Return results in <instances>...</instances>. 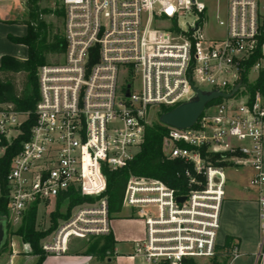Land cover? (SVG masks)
<instances>
[{"label":"built area","instance_id":"2783aa9c","mask_svg":"<svg viewBox=\"0 0 264 264\" xmlns=\"http://www.w3.org/2000/svg\"><path fill=\"white\" fill-rule=\"evenodd\" d=\"M6 1L12 0H0ZM58 1L62 62L38 67L33 111L0 107V159L26 134L0 181V198L6 201L0 216L8 225L20 223L31 206L37 213L55 208L60 194L74 190L94 201L76 205L42 249L59 255L71 237L107 233L105 174L125 167L140 151L145 127L159 122L151 117L189 100L194 88L229 93L241 80L232 97L208 103L192 126L159 122L166 127L163 157L188 165L182 172L185 192L130 175L121 210L145 227L133 257L157 264L210 258L225 172L247 168L251 173L243 190L254 192L263 249L264 99L259 92L250 95L242 76L252 83L264 69V0H223L224 16L215 14L222 33L211 37L204 34L209 9L202 0ZM30 114L33 123L24 131Z\"/></svg>","mask_w":264,"mask_h":264},{"label":"trees","instance_id":"16d2710c","mask_svg":"<svg viewBox=\"0 0 264 264\" xmlns=\"http://www.w3.org/2000/svg\"><path fill=\"white\" fill-rule=\"evenodd\" d=\"M40 0H26L27 18L20 22L26 26V33L22 36L7 34V39L14 43L24 45L27 50V57L19 59L11 55L0 57V107L10 105L15 110L33 111L37 97V68L46 63L47 55L50 53L62 54L64 52V39L62 34H50L48 25L38 16V2ZM63 13V10H62ZM258 55L252 56L246 63L248 68L252 65ZM16 74H22L21 85L16 82ZM251 96L259 92L264 99V69L260 70L258 77L252 83H247L245 74L242 76ZM215 99L209 103L218 101ZM170 108H163L166 112ZM34 116L30 114L24 123V131H28L33 123ZM166 134V127L159 122L145 127L144 140L140 151L128 164L116 171L107 172L106 190L108 212L118 213L121 211V201L126 182L130 175L145 176L161 180L167 186L174 189L175 193L185 192V179L183 170L186 165L180 160H167L161 151L162 139ZM26 138V134L14 141L8 147L0 159V181L3 183L11 157L18 151L19 142ZM67 199L64 212H60L61 203ZM94 198L80 196L74 190H68L60 194L56 200L53 211L49 214V226L42 230L36 228L37 207L31 206L23 215L18 228L12 232L19 236L23 243H27L31 253L38 255L39 264L48 254L41 247V240L56 230L59 220H66L71 215V210L83 202H92ZM5 199L0 198V213H6ZM231 238L226 240V248L231 243ZM181 264H195L192 260H183ZM211 264H222L213 259Z\"/></svg>","mask_w":264,"mask_h":264},{"label":"crops","instance_id":"0c3cea01","mask_svg":"<svg viewBox=\"0 0 264 264\" xmlns=\"http://www.w3.org/2000/svg\"><path fill=\"white\" fill-rule=\"evenodd\" d=\"M2 15L0 13V57L11 55L25 59L26 47L10 42L7 34L22 36L26 33V26L23 31H18L23 25L2 18ZM62 205L66 209V204ZM144 234L143 222L129 217L128 212L123 215L121 210L114 218L109 217L107 233L69 238L65 252L47 254L39 264H157L132 256L134 242ZM227 238L232 240L227 248L231 257L226 264H264V247L259 251L262 231L255 199L243 196L224 198L216 246L226 248ZM37 261L38 255L32 254L29 245L15 234H11L0 249V264H36Z\"/></svg>","mask_w":264,"mask_h":264},{"label":"rangeland","instance_id":"374dc122","mask_svg":"<svg viewBox=\"0 0 264 264\" xmlns=\"http://www.w3.org/2000/svg\"><path fill=\"white\" fill-rule=\"evenodd\" d=\"M205 1L208 5L209 9V20L204 28V34L207 37L211 36H218L222 33V29L217 26L215 22V14L216 12L220 17L224 16V2L223 0H202ZM26 0H12V1H6V2H0V13L3 14L2 18H6L8 20L14 21L17 25H23L20 22L25 20L27 18V8H26ZM63 7L61 3L58 0H40L38 2V16L43 20L45 24L48 25V29L50 31V34L58 33L62 34V28H63V13H62ZM24 26H20L17 30L23 31ZM62 55L56 54V53H50L47 55L46 63L45 64H59L62 62ZM38 69V68H37ZM255 78V73L249 74V80H253ZM23 81L22 74H16V82L18 85H21V82ZM234 99L239 100V96H235ZM5 106V105H4ZM151 120L154 122L158 121L157 115H153L151 117ZM226 184L224 188V198L228 197H237V196H243L245 198H251L254 199V192L253 190L249 192H244L243 187L248 186V178L250 176V171L247 168H240L238 170L229 169L226 172ZM54 207H45V208H39L36 218V228L37 229H46L49 224V213L51 210H53ZM73 208L71 210V213L74 211ZM60 210L64 211L65 207L64 205L60 206ZM60 211V212H61ZM127 209L123 208L122 214L125 215L127 213ZM116 216V213L110 212L109 217L110 219L114 218ZM62 220L58 221V225L61 223ZM0 222L4 223L5 228V239H9L10 235L13 231H15L20 223L16 224H9L6 222L5 218L3 216H0ZM54 238V231L50 233L48 236H46L44 239H42V243H51L53 242ZM75 238V237H71ZM5 240V243L6 241ZM41 243V242H40ZM4 246V243L2 244L1 248ZM230 254L227 250V248H215V254L214 256L210 258H201V259H190L195 264H211L212 260L215 259L217 262L226 264L228 260L230 259ZM163 264V263H159Z\"/></svg>","mask_w":264,"mask_h":264},{"label":"water","instance_id":"95a60500","mask_svg":"<svg viewBox=\"0 0 264 264\" xmlns=\"http://www.w3.org/2000/svg\"><path fill=\"white\" fill-rule=\"evenodd\" d=\"M241 80L235 85V87L229 92L224 93L218 90H200L194 88L195 94L184 102H181L171 108L170 110L163 112L159 115V122L179 129H185L192 126L197 118L202 113L204 107L211 101L217 98H230L234 95L237 89L241 86ZM178 202L184 200L183 197H177ZM5 228L4 223L0 222V249L2 244H5Z\"/></svg>","mask_w":264,"mask_h":264}]
</instances>
